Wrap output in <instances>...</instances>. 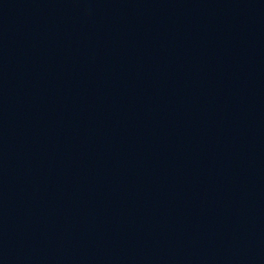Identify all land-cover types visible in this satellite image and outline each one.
<instances>
[{"label": "water", "instance_id": "1", "mask_svg": "<svg viewBox=\"0 0 264 264\" xmlns=\"http://www.w3.org/2000/svg\"><path fill=\"white\" fill-rule=\"evenodd\" d=\"M0 264H264V0H0Z\"/></svg>", "mask_w": 264, "mask_h": 264}]
</instances>
